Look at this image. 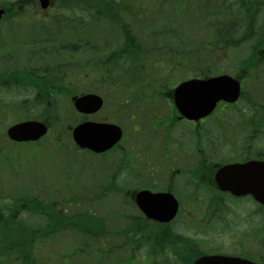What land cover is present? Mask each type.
Here are the masks:
<instances>
[{
    "label": "rangeland",
    "instance_id": "374dc122",
    "mask_svg": "<svg viewBox=\"0 0 264 264\" xmlns=\"http://www.w3.org/2000/svg\"><path fill=\"white\" fill-rule=\"evenodd\" d=\"M8 1L12 0H0V5ZM64 3L62 4L64 6L61 5V9L66 7ZM175 5V7L171 8L157 5L153 11L139 13L136 20H131L127 13H121L120 20L122 23L124 25L128 23L131 33L140 40V54L138 56L140 59L137 61L138 67L141 68L136 71L135 80L130 91L125 90L123 85H119L116 88V84L113 92L110 90L109 95L106 94L107 91L105 89L108 85L103 87H96L95 85L90 91L102 95L105 99V105L100 112L89 115L87 118L97 121H114L123 127L127 134L128 140L125 137L122 140V147L118 150L102 156L92 155L87 151L77 152L76 146L68 143L66 131H64L63 138H61L64 143L67 142L66 145L55 147L50 143V138L43 140L41 145L29 148L31 150L22 144L13 147L12 141L5 132L6 128L15 123L21 115L18 110H12V113H6L5 111L1 113V117L4 119L0 121L1 197L12 199L15 194L18 196L23 194L31 198L37 197L38 199L52 197L53 199H58L61 203H64L66 198H72V196L73 199H83L85 194H92L96 191L98 184L104 183L105 178L113 173L110 165L114 158L117 159V166L122 164L118 177L120 178L124 174L123 179L127 181L128 162L120 160L124 156L121 153L123 151H127L132 155L133 162L130 161L129 163H134V165L140 167L139 176H143L147 170L149 175L152 174V177H156V169L159 170L161 168L160 165L164 162L165 145L163 140L167 133L166 129L160 123L156 124V122L168 117L169 105L166 104L163 98L159 97L140 99L141 101L138 100L134 107L123 106L122 110L118 111V114L113 117L110 115L114 112L113 108L116 103L118 104L127 98L132 101L133 99L135 100V96L142 95L140 93L137 94L136 91H139L140 86H143L146 78L150 79L149 82L153 84L154 87L151 88L153 90L161 85L165 86L166 89H170L172 84L174 86L180 81L181 77H207L194 75V71L198 72L194 68V48L212 38L213 28L211 26L214 17H205L204 19L202 13L198 14V12L194 11L193 3H187L185 7L181 3H175ZM16 9L20 10V6L16 7ZM89 10L85 3L76 7L75 13V8H71V5H68L66 7L68 13L65 12L68 19H61L62 23L54 18V11L48 13L41 10L39 6L32 13H30L31 10L29 12L21 11L19 18H16V20H25L30 17L29 19L33 22L21 24L16 21L12 24V28L7 30H4V28L0 29V71L24 65L28 59L34 65L38 63L62 65L68 62L71 68H76L77 66L75 65H81L93 60L98 53L90 48L91 44L87 42V38H91L92 42H101L102 44H100L103 46V42L107 39L112 43L115 37L118 36L116 34L121 33L122 29L118 27V23H115L116 27L110 30L111 27L107 25L104 19L90 21ZM14 12L16 13L15 10ZM9 25H11L9 21L4 24V26ZM81 44L82 46L80 47ZM113 45L111 44V46ZM44 49L46 50L44 51ZM146 49L149 52L150 59H152L151 55L157 57L153 60L154 62L151 61L153 63L151 67L148 63H143L145 58L142 52H146ZM184 57L192 58V62L182 61ZM231 57L233 58L232 63L233 61L238 62L235 54L231 55ZM231 62L219 57L218 63L213 64L212 62L211 65L213 67L218 66L214 68L215 74H233L235 72L234 75H242L243 78L249 80L248 84L243 88L244 99L237 104V108L228 114L230 119L233 120L232 124L235 121L234 119H237L238 108L244 106L245 101L260 97L264 92V87L262 86L264 73L259 71L257 74L247 73L242 68L237 69V65ZM174 68L180 69H177L171 77L168 76V70ZM88 77V73L79 75L81 88L88 81ZM74 81H78L75 76ZM147 86L149 88V83H147ZM70 94L73 95L71 91ZM19 95L20 93L15 92L13 89L6 91L0 89V97L8 101L18 99ZM62 109L59 110L61 119L57 120V122L62 124L68 121V128L72 121L73 123H78L86 118L84 114H71L65 107ZM220 110L218 109L219 112ZM39 111L37 108L36 114H39L37 113ZM159 114L162 115L161 119H158ZM51 130L54 133V128ZM210 141L202 138L200 147H206ZM127 149L131 150L128 151ZM172 156L176 157L175 165L184 166L192 162L194 164L198 163L203 158V152H194V156L186 157L181 151H174ZM205 158L209 159L208 153ZM171 160V157L167 158L166 164H169ZM163 173L165 174L166 171L164 170ZM137 180L132 182L131 186H135ZM205 182L208 183L207 180ZM140 186H137V188H140ZM127 195L129 196V193L126 190L125 192L120 191L117 195L118 198L113 199H127ZM107 199L109 202L106 201L103 204L101 203V205L99 202H94V210L105 217L109 229L118 230L121 223L115 212L127 211V209L120 206L118 202H112L111 199ZM227 202L230 207L232 206L231 219L233 222L228 224L225 229L211 231L208 236L198 235L201 249L234 253L239 250V247L242 248L237 243L240 240L243 241L246 236L248 224L247 227L244 226L246 223L245 217L249 214L252 217L255 216V206L250 200L235 203V201L227 199ZM184 205L186 207V203ZM130 210L137 212V210L132 208ZM254 235L255 233L252 231L247 237L254 240ZM262 237L264 242V230ZM78 240L79 236L75 232L64 231L63 234L58 235L54 240L44 243L42 246L43 251L41 252L50 253L53 260L58 264H115L120 257L125 256L124 258H127L130 255L129 251L122 253L113 251L116 240L108 236L99 241L98 246L101 249L99 254L94 255V258H87L85 251H76ZM136 254L137 260L135 264H151L145 249H136ZM117 264H128V262H119Z\"/></svg>",
    "mask_w": 264,
    "mask_h": 264
},
{
    "label": "trees",
    "instance_id": "16d2710c",
    "mask_svg": "<svg viewBox=\"0 0 264 264\" xmlns=\"http://www.w3.org/2000/svg\"><path fill=\"white\" fill-rule=\"evenodd\" d=\"M62 2H65L66 7L71 5V8H75V13L76 7L86 3L90 9V21L104 19L111 27L110 30L116 27L115 23H118V27L122 30L121 33L116 34L118 36L112 43L107 39L103 42V46H101V42H92L91 38H87V42L91 44L90 48L96 50L98 54L87 63L75 65L76 68H71L68 62L62 65L41 63L35 66L29 62L0 73V89L3 91L13 89L20 93L18 99L11 101L0 97V121L4 120L1 117V113L4 111L12 113V110H18L19 113H30L26 99H30V95L37 91V108L40 111L37 112L39 113L37 116H32V118H41L48 123L51 129L54 128V133L51 130L50 135L45 139L51 138L50 143L55 147L66 145L67 142L64 143L61 140L64 131H66L68 143L75 145L67 126L68 121L63 122V125L57 122L61 119L59 110H63V107L71 114H76L65 98L61 96H69L70 91L74 94L83 91V87L93 88L98 84L108 85L106 87L108 92L110 90L113 92L115 86L117 88L120 84L123 85V82L125 90L132 87V84L128 86V76H131V73L135 76L136 71L141 68L138 67L137 61L140 59L138 57L140 40L131 33L128 23L127 26L122 23L121 13H127L131 20H136L139 13L153 11L157 5L171 8L176 6L175 3H181L184 7L187 3H193L194 11L198 14L202 13L204 19L205 17H214L211 26L213 28L212 38L194 48V68L198 70V72L194 71V75L215 74L214 68L218 66L213 67L212 62L217 64L219 57L231 62L233 54L236 55L238 62L231 63L236 64L237 69L242 68L247 73L257 74L258 71L264 73V0H62L61 5ZM66 7L57 11L56 20L68 19ZM111 44L114 45L111 46ZM148 53L147 49L146 52H142L145 58L143 63H148L151 67L153 60L157 57L151 55L152 59H150ZM191 59L184 57L182 61L192 62ZM82 68L85 70L84 72ZM146 69L143 70L147 71ZM83 73H88L89 77L81 88L79 75ZM74 76L78 79L77 82L74 81ZM248 81L245 79L244 84L247 85ZM262 86L264 87V83ZM26 87L31 89L28 91ZM235 108L237 106L230 112ZM237 111V118L241 126L244 127L242 132L246 134L244 139H247L248 146L257 147L259 152L254 155L264 158V92L260 97L245 101V105L239 107ZM230 125L234 124L230 123ZM43 140L22 145L28 149L34 148L41 145ZM12 144L15 147L19 143L13 142ZM76 151L81 150L76 146ZM123 155L120 160L127 163L131 155L126 153ZM116 164H118L117 159L114 158L110 165L113 173L105 178L104 183L98 184L96 191L89 195L85 194L83 199H73L72 196L61 203L52 197L38 199L37 197L31 198L27 195L18 196L15 194L12 199H4L3 196H0V264H58L50 253L41 252L43 251L42 246L68 230L79 236L76 251H85L87 258H94V255L99 254L101 250L98 246L99 241L109 236L119 242V245L115 244L113 251L130 252L129 257H120L115 264L119 262L135 264L137 260L135 252L138 249L136 246L148 244L147 239L150 234L144 235L137 231L130 233V229H134L135 226H132V216L126 214L125 211L115 212L121 225L120 229L111 230L105 217L96 213L93 207L94 202H99L101 205L108 201L107 198L112 202H118L125 209L130 206L128 199H113L117 197L118 192H125L127 188V181H122L118 177L122 164L119 167H116ZM261 211L264 230V206L262 205ZM135 224L136 222L133 225ZM165 235L161 233L155 238L152 235L155 241L152 246L147 248L151 264L155 263L151 257L159 255L164 250L163 246L165 245H162L160 238L163 239ZM166 236L168 244H172L173 236L169 233ZM183 238V243H190L188 237L187 240L186 237ZM168 244L166 243V245ZM161 249L163 250L161 251ZM176 251L183 254L180 257L183 263L189 261L190 264L193 261L192 258L187 257L186 251L181 249H176Z\"/></svg>",
    "mask_w": 264,
    "mask_h": 264
},
{
    "label": "flooded vegetation",
    "instance_id": "af4514ba",
    "mask_svg": "<svg viewBox=\"0 0 264 264\" xmlns=\"http://www.w3.org/2000/svg\"><path fill=\"white\" fill-rule=\"evenodd\" d=\"M21 1L23 2L20 4L21 8L25 12H29L30 9L40 6L39 0ZM56 1L57 0H50L51 5L56 3ZM44 11L49 12L47 10ZM7 12L11 15L12 9L7 10ZM15 22L16 21L13 20L9 21L11 25L4 27V30L12 28V24ZM18 22L24 24L33 21L19 20ZM177 69L180 68L169 69L168 76L171 77ZM82 71L84 72L85 70L82 68ZM3 72H5V70L0 73ZM190 78L194 77H181L180 81L174 86L172 84L170 89H166L165 86L161 85L157 86L158 88L155 87L153 90L151 89L154 87L153 84L149 82L150 79L146 78L143 82V86H140L139 91H136L137 94H142L141 96H135V100L133 99L132 101H129V98L122 100V102L118 104L116 103L113 108V113L116 115L119 113V110H122L121 108L123 106L134 107L138 100H144L147 98L151 99L154 97L163 98L166 101V104L169 105L168 117L156 122V124L160 123L167 132L163 140L165 145L163 153L164 162L160 165L161 168L159 170L156 169V177H152V174L149 175L147 170L143 176H139L138 173L140 172V167L134 165V163H129L130 161L133 162L132 155L127 151L123 152L131 155L130 160L128 159L127 166V186L130 185L127 187V193H129L127 199L130 202V206L125 212L132 216V226L135 227L129 231L130 233L137 231L142 232L144 235L150 234L147 239L148 244H140V247L136 246L139 250L145 249L147 257L149 256L147 248L153 245V242L155 241L154 238L158 237L156 235H161V233L167 235L169 233L173 236L172 244H168V238L166 235L163 236V239L159 237L160 242L162 240V245L165 246H163L164 250L161 249V251L163 250L162 253L151 257L155 262L154 264H169L171 262L174 264H189V261L183 263V260L180 259L183 254H179L176 249L186 251L187 257L193 259V262L190 263L194 264L195 260L201 255L223 253L201 249L198 235L208 236L213 230L216 231L217 229L227 228L228 224L233 222L231 219L232 206L230 207L227 199L233 200L235 203L240 202L242 199H246L254 203L255 216L252 217V215L249 214L245 217L246 223L244 226L247 227L248 224L245 234L246 236L243 241L240 240L237 243L241 245L242 248L239 247L237 252L227 254L249 259L256 264H264L261 204L255 201L250 195L238 197L229 191L221 190L216 181V173L222 165L260 159L259 156L254 155L256 152H259V149L257 147L254 148V146H248L249 143L247 139H244L246 134L242 132L244 127L241 126L238 118L234 119L235 121L232 123L234 125H230L233 120L230 119L228 114L230 110L235 107L234 104L219 102L217 108L212 114L199 120L189 118L181 113L175 102L174 89L179 83ZM121 80L124 81V79ZM133 83L134 75L131 73V76H128V86H130V84L133 86ZM147 83L150 85L149 88ZM123 85L125 87L124 82ZM103 86L102 84H98L96 87ZM26 89L29 91L31 88L26 87ZM90 91L92 90L86 92ZM106 91L108 92L107 89ZM26 100L29 104L30 113L24 112L21 114V120L30 119L32 118L31 116L36 113L37 91H34L30 95V99ZM218 109H221L220 112ZM161 118L162 115L159 114L158 119ZM202 138L211 140L209 144L203 148L202 146L200 147ZM125 139H127V135ZM121 147L122 142H120L114 149L118 150ZM127 150L129 151L131 149ZM174 151H181L186 157L194 156V152H203V158L196 164L192 162L184 166H177L174 164L176 157L172 156ZM207 153L209 159L205 158ZM226 155L228 156L226 157ZM169 157H171L172 160L169 164H166V159ZM116 167H119V165ZM153 170H155V168H153ZM164 170L166 171L165 174L163 173ZM123 176L125 175L123 174L120 177L122 180H124ZM136 179L138 180L136 181L135 186H131V183ZM206 180L208 183L205 182ZM139 185H141L140 188H137ZM140 190L172 193L178 199L180 204L178 214H176V216L170 221H159L149 218L136 204V191ZM115 198H118V196ZM184 203H186V207ZM131 208L137 210V212H133L130 210ZM134 222H136L135 225H133ZM252 231L255 233L254 240L247 237ZM152 235L154 238H152ZM178 237L182 238L180 239ZM183 237H186V240L188 237L190 243H183ZM166 243L168 245H166ZM116 245H119V242H116Z\"/></svg>",
    "mask_w": 264,
    "mask_h": 264
},
{
    "label": "water",
    "instance_id": "95a60500",
    "mask_svg": "<svg viewBox=\"0 0 264 264\" xmlns=\"http://www.w3.org/2000/svg\"><path fill=\"white\" fill-rule=\"evenodd\" d=\"M47 7L48 1L42 0ZM5 10L0 8V20ZM241 94V82L224 74L210 78H194L181 83L175 89L178 108L189 118L196 120L209 115L221 100L235 102ZM76 107L86 113H95L103 105L96 94L74 97ZM48 131L46 123L26 120L9 127L8 135L16 141L38 140ZM122 136V129L112 123L85 121L73 128L75 142L81 148L103 152L113 147ZM220 189L236 196L251 194L264 205V160H249L225 164L216 173ZM136 203L147 216L160 220H172L179 210V201L170 192L142 190L136 194ZM194 264H256L247 259L223 254L203 255Z\"/></svg>",
    "mask_w": 264,
    "mask_h": 264
}]
</instances>
